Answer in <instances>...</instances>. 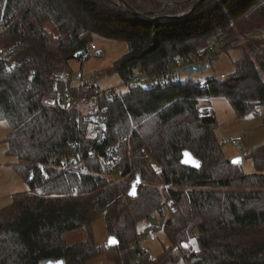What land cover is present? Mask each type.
<instances>
[{"label":"trees","instance_id":"obj_1","mask_svg":"<svg viewBox=\"0 0 264 264\" xmlns=\"http://www.w3.org/2000/svg\"><path fill=\"white\" fill-rule=\"evenodd\" d=\"M262 27L264 0H0V122L9 127L11 165L29 186L0 209V264H87L99 256L116 264H264V143L249 154L257 173L245 175L225 157L214 113L199 114L224 98L238 117L256 109L264 116V38L251 35ZM239 34L245 41L231 77L208 79L204 88L180 80L116 92L105 103L103 142L93 140L79 101H43L53 86L64 88V73L74 97L98 87L73 82L70 65L95 37L127 44L110 71L126 85L135 74L167 76L171 63L217 37H228L221 53L234 50ZM184 150L202 160L200 170L180 164ZM100 158L116 160L119 183L101 174ZM169 199L177 211L157 216L159 228L150 229L163 231L169 247L138 260L135 223ZM100 210L118 247L95 244ZM78 229L87 240L68 246L65 235ZM183 240H195L198 250L182 248Z\"/></svg>","mask_w":264,"mask_h":264},{"label":"rangeland","instance_id":"obj_2","mask_svg":"<svg viewBox=\"0 0 264 264\" xmlns=\"http://www.w3.org/2000/svg\"><path fill=\"white\" fill-rule=\"evenodd\" d=\"M46 28L52 34H57V30L52 24L46 25ZM261 29H264V27L254 31L251 35H257ZM238 36L239 41H236L238 42V44L236 43V49L220 53L216 62L213 63L207 71L194 75L182 74L181 80L183 82L187 80L206 82L208 79L219 78L222 74L226 76V78L233 76L236 72L235 61L242 57L241 47L244 45L243 42L245 41L244 38H241V34ZM226 38L228 40L227 36ZM92 44L96 45L99 50L104 51L105 55L103 57L91 56V58L85 62L78 60L73 61L70 64L74 74L73 82L75 81V77H83V81H79V83L88 82L102 89H116L117 92L125 93L126 88L123 85V80L119 75L110 73V71L113 69L115 62L127 53V44L101 37H95ZM64 98L66 100L68 99L67 96ZM208 105L213 109L214 116L217 119L216 135L219 142H221L224 137L240 136L243 138V141L238 146L221 145L225 157L231 160L234 157L242 156L244 157L242 170L245 175L257 173L256 166L249 157V154L256 147L264 143V116L258 117L252 112L244 117H238L230 102L224 98H213L203 106ZM8 133V125L5 122H0V209L11 204L13 195L29 189L28 183L24 177L11 165L16 159L7 155L8 147L4 139ZM7 164L9 166H7ZM120 181L118 176L116 183ZM151 185L159 188L156 182ZM137 202H139V199ZM133 205H135V202ZM150 214L143 216L137 222H140L138 233L140 234L142 247L149 254L150 258L154 259L163 252L164 248L169 247V241L161 230L154 233L153 238H145L144 231L146 229L159 228L156 217L150 219ZM92 232L96 246L105 247L111 235L106 225L105 211H98L96 220L92 225ZM87 238L88 232L84 229H78L65 235L68 246L83 242L87 240ZM188 243L193 250H198V245L195 240L188 241ZM87 264H116V262L106 256H99L90 260Z\"/></svg>","mask_w":264,"mask_h":264},{"label":"built area","instance_id":"obj_3","mask_svg":"<svg viewBox=\"0 0 264 264\" xmlns=\"http://www.w3.org/2000/svg\"><path fill=\"white\" fill-rule=\"evenodd\" d=\"M259 37L264 38V29H261L257 34ZM228 42L225 37H217L214 38L211 42H209L206 46L201 48L196 54L186 56L176 60L171 63L168 69L167 76H150V75H140L135 74L131 76L130 81L124 85L125 88L129 87H144L146 89H153L155 87L161 86L165 87L167 84L171 82H178L181 80L182 71L185 68L198 65L201 68L209 64L210 66L216 62L219 54L224 50L227 46ZM5 51L0 49V60L3 59ZM105 55L104 51L99 50L96 45L90 46L86 51H84L82 55V62L90 59L91 56L94 57H103ZM222 79L225 76L222 74L220 76ZM79 81H83V77L76 78ZM60 83L64 85V88H59L58 85L53 86L44 96V103L48 106H55L64 101L65 96H70L75 100L79 101L83 106L88 109L89 122L91 125V136L95 142H103L106 135V124L107 118L106 114L108 112L105 103H109L112 101L113 95L117 92L116 89H102L100 87H88L89 93L83 96L74 97L71 87H70V77L68 74L64 73L59 76ZM83 84V82H80ZM201 88L205 87V82H199L198 84ZM254 115L260 117L262 116V112L258 109L254 110ZM199 114L201 117H208L213 114V109L208 106H202L199 109ZM243 141V138L240 136L236 137H224L221 140V145H230V146H238ZM111 152L112 149H109ZM100 172L105 176L109 177L115 183L117 182L118 171L113 169V165L116 160L109 159L108 161L100 158ZM82 171V170H81ZM169 187V186H168ZM177 211V205L173 199L167 200L159 209V211H154L149 215L150 219H153L157 216H165L168 213L173 214ZM140 222L135 223L137 239L133 243V248L137 249L136 257L138 260L145 261L149 254L143 249L142 243L140 240V234L138 233V226ZM153 231L146 229L144 231L145 238H153ZM181 247L189 250L191 247L187 241L181 242Z\"/></svg>","mask_w":264,"mask_h":264},{"label":"water","instance_id":"obj_4","mask_svg":"<svg viewBox=\"0 0 264 264\" xmlns=\"http://www.w3.org/2000/svg\"><path fill=\"white\" fill-rule=\"evenodd\" d=\"M83 53H84L83 51L77 52L74 55V59H80ZM209 68H210L209 64L204 65L202 68L198 65H195V66H191V67L183 69L182 74H187V75L201 74L203 71H207ZM230 163L233 166L243 167L244 157L242 156L234 157L230 160ZM180 164L183 167H186L192 170H200L202 168L203 162L201 159L196 157L191 151L184 150L182 152V158H181ZM31 180L32 178H30V181ZM140 184H141L140 180L137 179L131 186L128 192V196L131 199H135L138 197ZM119 245H120L119 239L114 235H110L107 241V245H106L107 248L111 249V248L118 247ZM42 264H65V262L64 260H47V261H44Z\"/></svg>","mask_w":264,"mask_h":264},{"label":"crops","instance_id":"obj_5","mask_svg":"<svg viewBox=\"0 0 264 264\" xmlns=\"http://www.w3.org/2000/svg\"><path fill=\"white\" fill-rule=\"evenodd\" d=\"M213 113H214V111H213ZM7 166H9V165L7 164Z\"/></svg>","mask_w":264,"mask_h":264}]
</instances>
